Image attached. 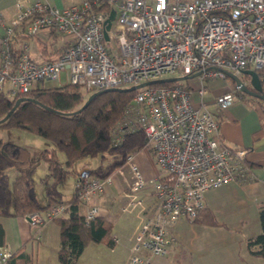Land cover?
I'll return each instance as SVG.
<instances>
[{
  "label": "built area",
  "instance_id": "obj_1",
  "mask_svg": "<svg viewBox=\"0 0 264 264\" xmlns=\"http://www.w3.org/2000/svg\"><path fill=\"white\" fill-rule=\"evenodd\" d=\"M104 4L111 8L99 9ZM112 9L116 17L106 40ZM0 25L4 30L0 94L10 99L35 86L60 82L64 72L68 85L87 93L122 84L134 86L174 73L186 77L200 73L195 77L197 89L175 83L137 90L113 129L114 146L121 145L126 135L143 131L144 149L153 154L160 169L148 181L136 154L127 157L125 166L131 177L121 214L143 205L148 185L159 205L142 226L126 264H151L152 257L167 256L170 228L181 218L195 222L209 190L250 179L248 151L222 145L219 119L206 107L195 106L193 95L202 98L207 82L227 79L226 71L241 75L242 70H264V0H84L63 9L40 1H19L13 21L0 19ZM24 26L29 37L54 31L59 58L37 61L25 44L15 63L12 40ZM235 91L240 93V87L236 85ZM235 98V94H225L217 98V104L228 108ZM112 181L113 175L101 178L88 168L78 173L75 192L86 207V225L100 217L98 198ZM67 207L56 205L28 218L39 234L47 222L62 217ZM12 257L11 250L0 247V264H8Z\"/></svg>",
  "mask_w": 264,
  "mask_h": 264
},
{
  "label": "crops",
  "instance_id": "obj_2",
  "mask_svg": "<svg viewBox=\"0 0 264 264\" xmlns=\"http://www.w3.org/2000/svg\"><path fill=\"white\" fill-rule=\"evenodd\" d=\"M19 1L27 4L40 1L63 9L80 4L84 0H0V19L13 21ZM3 37L4 30L0 25V51ZM58 43L59 39L54 31L43 30L36 36L29 37L24 26L17 29L12 48L19 55L23 45L28 44L30 56L37 61H45L57 58L58 52L54 47ZM1 65L0 53V67ZM260 78L264 89V74ZM246 80L249 81V78ZM197 81L199 85V80ZM43 85L46 88L52 87L49 82ZM207 87L208 90L202 98L198 93H194L195 106L206 107L217 116L222 145L248 151L246 162L252 168V175L246 182H232L209 190L205 195V207L212 212L219 224L209 225L204 222H191L185 218L179 219L167 235L169 254L152 257L151 264H264V258L253 255L248 248V241L263 232L260 211L264 207V103L259 98L243 96L241 92H236V83L229 77L209 80ZM225 94L236 95L233 104L228 108L217 104V98ZM23 130L30 133L26 129ZM14 144L31 152L33 162L30 166L35 171L34 185L37 178L41 182L48 174V163L43 159V152L47 149L51 151L53 146H48L45 140L36 142L34 147ZM136 156L145 179L154 180L160 169L153 154L143 149ZM90 162L87 163V159L76 162L73 180L64 187L67 178L60 187L65 200L74 196L78 173L89 169ZM40 168L44 175L35 178ZM9 174L14 179L20 172L13 168L9 170ZM130 177L129 168L124 166L122 173L117 171L113 174L112 183L99 196V219L105 223L109 233L102 242L89 243L77 264H126L128 261L142 226L156 213L159 205L151 185H148L142 195L143 205L133 212L121 214V208L128 201ZM43 190L42 200L37 190L36 192L40 202L45 204L44 185ZM45 211L47 210L38 212L43 214ZM85 212L86 207L81 205V215L84 216ZM0 228V247H6L13 252L8 264H61L58 259L60 227L56 221L47 222L38 234L28 216L0 217ZM114 238H117L118 242L113 244Z\"/></svg>",
  "mask_w": 264,
  "mask_h": 264
},
{
  "label": "trees",
  "instance_id": "obj_3",
  "mask_svg": "<svg viewBox=\"0 0 264 264\" xmlns=\"http://www.w3.org/2000/svg\"><path fill=\"white\" fill-rule=\"evenodd\" d=\"M110 8L111 5L104 4L99 9ZM57 52L55 59L61 55V50ZM13 54L16 63L20 54L17 55L15 50ZM258 73L261 76L264 70ZM175 83L180 82L155 84L153 87H166ZM136 93L137 91L103 92L80 113L74 112L83 107L92 93L75 85L49 88L38 85L29 93L14 99L0 94V119L11 111L20 97L35 99L55 110L50 111L37 103L25 101L0 124V129H26L43 138L48 146H53L51 151L47 149L43 152V159L48 163V174L41 179L46 194V203L42 204L34 185L35 171L30 166L33 155L27 148L0 140V217H26L56 205H67L65 214L55 219L60 227L58 259L61 264H77L85 247L91 242H102L107 238L109 230L100 217L86 225L84 216L80 213L82 204L76 192L72 199L65 200L60 187L70 175L76 173L74 166L77 161L99 159V166L89 170L93 175L106 178L123 168L130 154H137L145 148L146 136L141 130L126 135L119 146H114L112 140L113 129L124 116L127 105ZM241 95L247 96L243 92ZM59 153L64 155L63 161ZM13 168L20 172L14 179L9 174V170ZM260 218L263 232L248 241V248L253 255L264 258V207L260 211ZM195 222L219 224L206 207L200 211ZM0 231L2 232L1 228ZM112 243H115L114 239Z\"/></svg>",
  "mask_w": 264,
  "mask_h": 264
},
{
  "label": "water",
  "instance_id": "obj_4",
  "mask_svg": "<svg viewBox=\"0 0 264 264\" xmlns=\"http://www.w3.org/2000/svg\"><path fill=\"white\" fill-rule=\"evenodd\" d=\"M115 17H116V10L112 9L109 18L106 21L107 25H106V29L104 31V36H105L106 40H108V38H109L108 30L110 29L112 21L115 19ZM225 73H226V75L229 78H231L236 83L237 86L240 87L241 92H243V93H245L247 95H250L252 97L259 98L262 101H264L263 85H262V82H261L260 75H259V73L257 71H255V70H242L241 75H236V74H233V73L228 72V71H226ZM199 74L200 73H196V74H194L192 76H187V77L186 76H184V77H169V78L167 77V78L156 79V80H152V81H148V82H143L141 84L134 85V86H131V87H128V88H109V89H106L104 91H97V92L92 93L88 97V99L85 102V104L83 105V107L81 109H79L78 111L74 112V113H80L84 108H86L91 103V101L95 97H97L98 95H100L103 92H113V91L133 92V91H137V90H139L141 88H144V87L153 86L155 84L174 83V82H179V81L185 80L187 78H195ZM248 78H249V81L246 80ZM25 101H32L34 103H37V104L41 105L42 107H44L47 110L55 111L52 108H50L48 106H45L44 104L38 102L35 99L28 98V97H20V98H18L15 101V105L11 109V111L3 119H0V124L4 123L11 116V114L16 110V108L22 102H25ZM74 113H67V114L71 115V114H74Z\"/></svg>",
  "mask_w": 264,
  "mask_h": 264
},
{
  "label": "rangeland",
  "instance_id": "obj_5",
  "mask_svg": "<svg viewBox=\"0 0 264 264\" xmlns=\"http://www.w3.org/2000/svg\"><path fill=\"white\" fill-rule=\"evenodd\" d=\"M184 76L185 75H182L180 73H174V74H171V75H164V76L159 77L157 79L167 78V77L168 78L169 77H184ZM179 82L182 85H184V86H191L192 88H195V89H197L198 86H199V85H197V82H198L197 78H187V79L179 81ZM49 85L52 86V87H62V86L68 85L66 73L64 72L62 74L60 82H58V81H50ZM131 86H133V85L132 84H122V85H120L118 87H120V88H128V87H131ZM87 95L89 96L90 94H87ZM0 140H3L4 142L17 143V144L22 145V146H24V145H28L29 146L30 145V146H33V147L36 146L35 145L36 142H40V141L43 142L44 141L43 138L38 137V136L37 137L33 136L32 134L28 133L27 131H25L23 129H11V130L0 129ZM59 157L61 159H63L64 155L59 153ZM88 161H91L89 163V166L92 169L96 168L98 166V164L100 163L99 159H87V163H88ZM121 169L123 170V168H121ZM41 172H43L42 169L41 168L38 169L35 178L43 176L44 173L42 174ZM72 180H73V175H71L68 178L67 182L64 184V187H66L67 184L71 183ZM35 186H36V190L38 192L39 198L42 200L44 198V194H43L44 190H43V185L38 180V178L35 181Z\"/></svg>",
  "mask_w": 264,
  "mask_h": 264
}]
</instances>
